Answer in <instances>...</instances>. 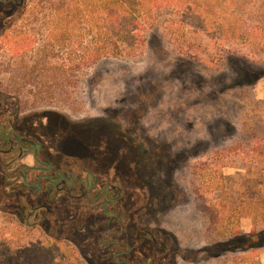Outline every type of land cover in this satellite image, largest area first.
<instances>
[{
  "label": "rangeland",
  "instance_id": "obj_1",
  "mask_svg": "<svg viewBox=\"0 0 264 264\" xmlns=\"http://www.w3.org/2000/svg\"><path fill=\"white\" fill-rule=\"evenodd\" d=\"M101 19L100 0H25L0 35V94L18 104L24 127L48 115L47 140L90 171L106 172L114 161L121 182L138 173L192 264H264V247L223 252L231 238L211 229L264 230V0H159L134 42L83 62ZM101 123L120 125L121 134L134 127L128 140L153 156L134 154L136 164ZM1 167L4 257H21L45 240L5 197ZM82 235L59 248L89 264Z\"/></svg>",
  "mask_w": 264,
  "mask_h": 264
},
{
  "label": "flooded vegetation",
  "instance_id": "obj_2",
  "mask_svg": "<svg viewBox=\"0 0 264 264\" xmlns=\"http://www.w3.org/2000/svg\"><path fill=\"white\" fill-rule=\"evenodd\" d=\"M24 4L25 0H0V35ZM22 116L14 99L0 94L2 190L7 199L16 201L24 221L30 218L56 226L61 242L83 232L81 244L93 257L89 264L195 263V257L183 253L186 247L179 245L173 229L162 226L152 188L138 173L121 182L114 161L106 172H92L83 160L66 156L60 146L50 144L43 133L48 115L31 118L27 127ZM101 125L121 136L131 155L153 156L128 140L134 127L121 134L118 124ZM133 158L137 164V157ZM176 207L165 210L164 216ZM213 256L209 253L205 260Z\"/></svg>",
  "mask_w": 264,
  "mask_h": 264
},
{
  "label": "trees",
  "instance_id": "obj_3",
  "mask_svg": "<svg viewBox=\"0 0 264 264\" xmlns=\"http://www.w3.org/2000/svg\"><path fill=\"white\" fill-rule=\"evenodd\" d=\"M159 0H100L101 8V22L99 27L97 46L94 48H86L83 51L86 58L83 62L97 61L102 57L109 55H117L119 53V44H131L135 41L136 34L141 27L140 20L144 17L151 16L153 8L157 6ZM62 42V39H56L54 44L57 45ZM85 59V61H84ZM42 222H33L28 227V231L33 230L34 227L39 228L44 236V242L40 248L28 247L21 257H4L6 251L7 241L0 238V264H48V256L52 253H57L58 262L56 264H84L83 261L76 254L75 250L64 245L62 250L59 248L62 245L59 231L56 226L50 225L47 227ZM218 236L230 237L229 243L223 247V252L233 251L240 248L243 251H256L264 247V230L253 231L249 235H239L237 229L226 232L224 228L212 227ZM18 257L19 260H18ZM255 264H259L256 262Z\"/></svg>",
  "mask_w": 264,
  "mask_h": 264
}]
</instances>
